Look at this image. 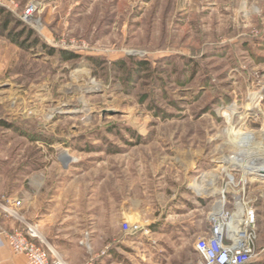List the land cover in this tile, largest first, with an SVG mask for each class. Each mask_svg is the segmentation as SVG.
I'll return each mask as SVG.
<instances>
[{
	"label": "rangeland",
	"instance_id": "obj_1",
	"mask_svg": "<svg viewBox=\"0 0 264 264\" xmlns=\"http://www.w3.org/2000/svg\"><path fill=\"white\" fill-rule=\"evenodd\" d=\"M0 8V219L23 200L80 264H197L223 189L255 202L264 264V0Z\"/></svg>",
	"mask_w": 264,
	"mask_h": 264
},
{
	"label": "built area",
	"instance_id": "obj_2",
	"mask_svg": "<svg viewBox=\"0 0 264 264\" xmlns=\"http://www.w3.org/2000/svg\"><path fill=\"white\" fill-rule=\"evenodd\" d=\"M218 201L208 214L210 229L197 243L196 249L201 257L197 264H247L257 260L260 252L257 248L259 231L255 202L239 195L235 208L230 209L223 189ZM9 203L3 206L4 211L23 221L25 227L0 229V247H9L26 255L27 264H67L54 248L46 244L37 226L24 221L19 213L23 200L15 199ZM124 228L126 232L135 233L142 225L125 221Z\"/></svg>",
	"mask_w": 264,
	"mask_h": 264
},
{
	"label": "crops",
	"instance_id": "obj_3",
	"mask_svg": "<svg viewBox=\"0 0 264 264\" xmlns=\"http://www.w3.org/2000/svg\"><path fill=\"white\" fill-rule=\"evenodd\" d=\"M24 221L26 220L24 219ZM26 222L28 223V221ZM19 223L20 224H17V221L14 219H9V218L0 219V225L10 230L16 227H22L23 225L25 226V223L23 221ZM35 225L37 226L38 229H40L41 223L36 222ZM40 235L44 238L45 241H47L44 233L41 232ZM49 245L52 248H54L52 244L49 243ZM56 251L61 255V257L66 261L67 264H80L78 263L79 258H75V256H67L66 254L65 255L61 254L58 250ZM27 262L28 260L26 255L21 253H16L12 251L9 247H0V264H27Z\"/></svg>",
	"mask_w": 264,
	"mask_h": 264
},
{
	"label": "bare ground",
	"instance_id": "obj_4",
	"mask_svg": "<svg viewBox=\"0 0 264 264\" xmlns=\"http://www.w3.org/2000/svg\"><path fill=\"white\" fill-rule=\"evenodd\" d=\"M236 157V156H235ZM228 159V158H227ZM244 159V158H243ZM242 160V158L239 156V157H236V159H233V160H227L229 163H231L232 166H236L238 165V163ZM253 163L251 166H249V171L250 172H254V171H257V169H264V162L261 161V160H258V159H253L252 160ZM198 194L199 195H209L210 192H209V188L207 187H201L199 190H198ZM41 233V232H40Z\"/></svg>",
	"mask_w": 264,
	"mask_h": 264
},
{
	"label": "trees",
	"instance_id": "obj_5",
	"mask_svg": "<svg viewBox=\"0 0 264 264\" xmlns=\"http://www.w3.org/2000/svg\"><path fill=\"white\" fill-rule=\"evenodd\" d=\"M2 13H3V10L0 8V16L2 15ZM247 264H249V263H247Z\"/></svg>",
	"mask_w": 264,
	"mask_h": 264
}]
</instances>
